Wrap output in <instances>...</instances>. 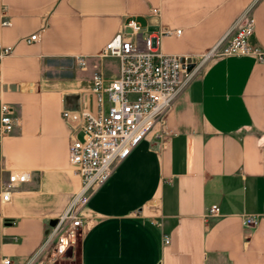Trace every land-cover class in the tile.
Instances as JSON below:
<instances>
[{"label":"crops","instance_id":"0c3cea01","mask_svg":"<svg viewBox=\"0 0 264 264\" xmlns=\"http://www.w3.org/2000/svg\"><path fill=\"white\" fill-rule=\"evenodd\" d=\"M248 11L264 53V0H0V44L13 47L0 57V124L3 103L15 118L0 137V186L30 175L9 200L0 189V264H49L46 228L82 183L62 112H97L92 78L118 76L120 59L102 55L116 33L132 19L143 35L180 29L162 37L163 51L203 54ZM263 210L264 56L213 58L90 198L80 261L264 264V216L242 221Z\"/></svg>","mask_w":264,"mask_h":264},{"label":"built area","instance_id":"2783aa9c","mask_svg":"<svg viewBox=\"0 0 264 264\" xmlns=\"http://www.w3.org/2000/svg\"><path fill=\"white\" fill-rule=\"evenodd\" d=\"M10 24V20H4ZM145 29L134 19L106 44L103 56L120 59L118 76L107 80L100 70L92 78V89L97 97L98 110H64L62 116L70 126L69 162L82 179L79 191L74 193L66 210L50 228L47 242L54 245L49 264L68 257L74 246L77 230L82 227L84 208L92 195L112 176L116 167L126 159L158 123H163L165 114L179 93L198 76L206 63L213 58L252 55L263 58L262 49L252 42L255 19L248 12L243 14L226 34L203 54H169L161 47V39L181 30L161 28L158 34L143 35ZM27 42L39 40V32L24 38ZM12 46L0 44V57L10 55ZM204 67V68H203ZM0 137L14 128V111L7 103L1 106ZM83 131V138L79 131ZM26 171L10 174L1 182L3 200H9L13 188L29 179ZM220 212L213 204L209 215ZM261 213H244L245 226H256ZM165 242L169 237L165 236ZM4 264H12L9 257ZM158 264H161L158 263Z\"/></svg>","mask_w":264,"mask_h":264},{"label":"rangeland","instance_id":"374dc122","mask_svg":"<svg viewBox=\"0 0 264 264\" xmlns=\"http://www.w3.org/2000/svg\"><path fill=\"white\" fill-rule=\"evenodd\" d=\"M206 65H207V63L205 64V66ZM80 239H81V227L77 230V237L75 240L76 251L73 253L72 256H68L65 259L56 261L55 264H81L80 251H79Z\"/></svg>","mask_w":264,"mask_h":264},{"label":"water","instance_id":"95a60500","mask_svg":"<svg viewBox=\"0 0 264 264\" xmlns=\"http://www.w3.org/2000/svg\"><path fill=\"white\" fill-rule=\"evenodd\" d=\"M57 221H58V220H57V218H56V219H52V220L49 222V225L47 226L46 231H45L46 234H48V233L50 232V228H51V226L55 225V224L57 223ZM72 254H73V248L70 247L69 250H68V256H72Z\"/></svg>","mask_w":264,"mask_h":264}]
</instances>
